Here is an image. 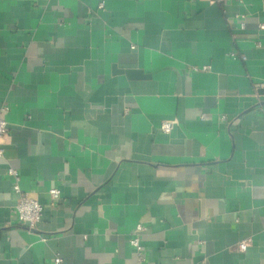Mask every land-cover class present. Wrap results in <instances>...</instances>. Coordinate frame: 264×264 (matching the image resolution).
<instances>
[{
	"label": "crops",
	"instance_id": "obj_1",
	"mask_svg": "<svg viewBox=\"0 0 264 264\" xmlns=\"http://www.w3.org/2000/svg\"><path fill=\"white\" fill-rule=\"evenodd\" d=\"M263 25L264 0H0V264H135L138 224L147 264H264Z\"/></svg>",
	"mask_w": 264,
	"mask_h": 264
},
{
	"label": "built area",
	"instance_id": "obj_2",
	"mask_svg": "<svg viewBox=\"0 0 264 264\" xmlns=\"http://www.w3.org/2000/svg\"><path fill=\"white\" fill-rule=\"evenodd\" d=\"M227 0H211V2L216 4H224ZM243 25V24H242ZM264 28V25L261 26ZM232 57L238 58L239 55L232 53ZM245 59L244 56H240ZM206 68H203L205 70ZM8 106H2L0 109V157L5 155V136L8 133V122L6 120V114L9 111ZM175 125L174 120L164 121L161 125V130L170 133ZM6 175L12 180L13 189L19 195V201L16 206L18 220L21 224L27 226L29 229H34L35 226L41 221L43 216V206L37 198L31 197L27 192L21 190L20 187V173L14 167H9L6 171ZM50 195L53 200H58L61 196L60 190L57 188H52L50 190ZM143 226L138 224L133 231L131 238L129 239L130 246L136 251L138 256V262L135 264H147L145 262L143 248L141 245V234L143 231ZM249 246V241L245 240L241 242L238 246V250L243 252L246 251ZM61 258H57L56 264H61Z\"/></svg>",
	"mask_w": 264,
	"mask_h": 264
},
{
	"label": "water",
	"instance_id": "obj_3",
	"mask_svg": "<svg viewBox=\"0 0 264 264\" xmlns=\"http://www.w3.org/2000/svg\"><path fill=\"white\" fill-rule=\"evenodd\" d=\"M127 74H132V76H134L136 74V72L128 71Z\"/></svg>",
	"mask_w": 264,
	"mask_h": 264
}]
</instances>
